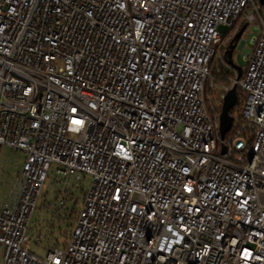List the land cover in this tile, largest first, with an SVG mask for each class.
I'll return each instance as SVG.
<instances>
[{
  "label": "built area",
  "instance_id": "built-area-1",
  "mask_svg": "<svg viewBox=\"0 0 264 264\" xmlns=\"http://www.w3.org/2000/svg\"><path fill=\"white\" fill-rule=\"evenodd\" d=\"M244 26L239 77L226 51ZM218 50L231 85L214 81ZM234 85L244 122L222 139ZM5 146L25 158L2 264H264V4L0 0ZM51 170L63 194L93 182L67 241L39 256L28 231Z\"/></svg>",
  "mask_w": 264,
  "mask_h": 264
},
{
  "label": "rangeland",
  "instance_id": "rangeland-1",
  "mask_svg": "<svg viewBox=\"0 0 264 264\" xmlns=\"http://www.w3.org/2000/svg\"><path fill=\"white\" fill-rule=\"evenodd\" d=\"M257 34L254 27H248L244 32L239 45L236 47L233 54V61L235 64L239 63L240 60L243 62V69H246V57L252 51L253 44L251 37ZM242 41L244 44H241ZM216 63L220 61V50L216 57ZM219 89V87H217ZM216 89V91H217ZM216 93H214V97ZM241 114H236L235 124L240 120ZM25 155L22 152L13 150L9 147H3L0 153V212L7 204H10L11 208L16 205L19 191L15 190L17 183V176L21 170ZM93 182L91 176H86L82 183L74 182L71 185L72 194L75 198H81L82 200L84 193H86ZM69 186V185H68ZM62 185L56 182V175L53 170L50 171L48 180L45 183L42 196L38 200L37 209L35 210L28 236L30 237V247L39 256H44L48 247L51 248L59 241L60 244H64L67 239L64 236V231H69L71 227L63 222L57 220V209L67 202V200L60 196L63 192L60 190ZM66 195H72L65 193ZM70 206L72 203L69 204ZM82 202L80 203V206ZM53 224V225H52ZM52 225V226H50ZM4 249L0 248V264H2V258Z\"/></svg>",
  "mask_w": 264,
  "mask_h": 264
},
{
  "label": "trees",
  "instance_id": "trees-1",
  "mask_svg": "<svg viewBox=\"0 0 264 264\" xmlns=\"http://www.w3.org/2000/svg\"><path fill=\"white\" fill-rule=\"evenodd\" d=\"M225 56V54H224ZM217 56H215V58L213 59L212 63H211V71H212V74H213V78H214V81L220 86V85H224V84H228V85H231V83H229L228 79L229 77L231 76H234V72L233 71H228L226 70L223 62L220 60L218 63H216V58ZM245 65H247V63H245ZM244 71V69H243ZM220 92V89H217V91H215L216 94H218ZM237 96H238V99H237V103H236V106L232 109L231 111V115L234 117V120H235V116L236 114H241V117H240V120L239 122L236 124V126H240V124H242L244 121H243V116H242V108H243V105H244V94L242 92V90L240 89V87L238 86L237 87ZM215 100V99H214ZM221 110H222V107H218L216 112L217 114L220 115L221 113ZM233 132V131H232ZM231 135V133H229L227 135V137H229ZM60 196L63 197L67 200V202H65L62 207H59V209H57V220L58 222H63V223H66L68 224L71 229L67 232V231H64V236L66 237V239H68V237L70 236L71 234V231L75 225V222L78 218V214H79V211H80V203L82 202V200H80L79 198H75L74 195H65L63 193H60ZM72 203V205L70 206L69 204ZM53 225V224H52ZM50 225V226H52ZM61 245L59 243V241H56V243L53 245V247H56V246H59ZM52 248V246H51ZM49 249V247H48Z\"/></svg>",
  "mask_w": 264,
  "mask_h": 264
},
{
  "label": "water",
  "instance_id": "water-1",
  "mask_svg": "<svg viewBox=\"0 0 264 264\" xmlns=\"http://www.w3.org/2000/svg\"><path fill=\"white\" fill-rule=\"evenodd\" d=\"M261 3L264 4V0H261ZM246 26H244L239 33L235 36L233 42L231 43V45L229 46V48L226 51V56H227V60L228 63L234 67L238 73H239V77H241L242 73H243V62H240L235 64L233 61V54L234 51L237 47V43L240 42L244 32L246 31ZM241 44H244V42L242 41ZM237 86L234 85L226 94L223 105H222V110L220 113V136L222 139H224L226 137V135L231 131L233 124H234V117L231 115V111L232 109L236 106L237 103ZM223 152H226V148H224Z\"/></svg>",
  "mask_w": 264,
  "mask_h": 264
},
{
  "label": "flooded vegetation",
  "instance_id": "flooded-vegetation-1",
  "mask_svg": "<svg viewBox=\"0 0 264 264\" xmlns=\"http://www.w3.org/2000/svg\"><path fill=\"white\" fill-rule=\"evenodd\" d=\"M239 45V43H237V46Z\"/></svg>",
  "mask_w": 264,
  "mask_h": 264
}]
</instances>
